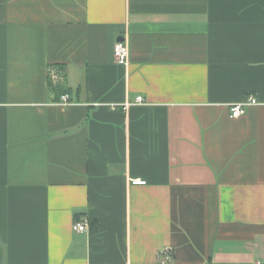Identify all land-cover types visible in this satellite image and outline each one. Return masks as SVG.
Here are the masks:
<instances>
[{"label":"crops","instance_id":"crops-1","mask_svg":"<svg viewBox=\"0 0 264 264\" xmlns=\"http://www.w3.org/2000/svg\"><path fill=\"white\" fill-rule=\"evenodd\" d=\"M0 264H264V0H0Z\"/></svg>","mask_w":264,"mask_h":264},{"label":"built area","instance_id":"built-area-1","mask_svg":"<svg viewBox=\"0 0 264 264\" xmlns=\"http://www.w3.org/2000/svg\"><path fill=\"white\" fill-rule=\"evenodd\" d=\"M114 57L116 62L124 67H127L130 63V47L127 41H117L114 45ZM63 74L56 68L51 67L49 69V80L53 84H58L63 81ZM62 103L64 105L70 104V96L68 94H63L61 96ZM144 102L142 96L137 97L135 104H141ZM258 101L254 97H249L244 101L233 104L229 108V113L232 118H240L246 114L247 109L251 106L257 105ZM131 103H126L125 109H127ZM132 184L134 185H146V181L141 180H132ZM73 229L78 232H86L89 230V221L88 219H82L76 222L73 226Z\"/></svg>","mask_w":264,"mask_h":264},{"label":"trees","instance_id":"trees-1","mask_svg":"<svg viewBox=\"0 0 264 264\" xmlns=\"http://www.w3.org/2000/svg\"><path fill=\"white\" fill-rule=\"evenodd\" d=\"M58 69V68H57ZM63 82V81H62ZM62 82L58 83V84H53L50 81V86L54 87L55 91L58 92L59 95L62 94H66L69 90H67L66 88H64V86H62Z\"/></svg>","mask_w":264,"mask_h":264},{"label":"water","instance_id":"water-1","mask_svg":"<svg viewBox=\"0 0 264 264\" xmlns=\"http://www.w3.org/2000/svg\"><path fill=\"white\" fill-rule=\"evenodd\" d=\"M118 41H124V38H119Z\"/></svg>","mask_w":264,"mask_h":264}]
</instances>
